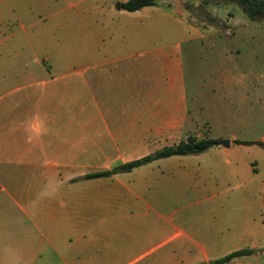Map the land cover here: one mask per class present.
<instances>
[{"label": "crops", "instance_id": "0c3cea01", "mask_svg": "<svg viewBox=\"0 0 264 264\" xmlns=\"http://www.w3.org/2000/svg\"><path fill=\"white\" fill-rule=\"evenodd\" d=\"M142 20L128 45L95 50L92 65L53 74L0 63V264H77L86 253L94 263L210 264L243 248L253 252L223 264L264 257V137L125 170L203 138L176 51L137 50L158 35ZM173 216L184 230L170 233Z\"/></svg>", "mask_w": 264, "mask_h": 264}, {"label": "rangeland", "instance_id": "374dc122", "mask_svg": "<svg viewBox=\"0 0 264 264\" xmlns=\"http://www.w3.org/2000/svg\"><path fill=\"white\" fill-rule=\"evenodd\" d=\"M123 1L0 0V63L35 61L62 74L56 67L92 65L95 50L128 45V33L151 20L156 24L148 28L156 27L158 35L136 49L150 53L169 44L176 51L189 113L203 122L201 137H264V17L251 20L238 4L223 0H160L132 12L119 8ZM172 222L170 233L185 229L176 216ZM94 227L105 228V221L94 219ZM89 259L81 255L77 264H108ZM244 260L264 264V257ZM66 264H72L69 258Z\"/></svg>", "mask_w": 264, "mask_h": 264}, {"label": "trees", "instance_id": "16d2710c", "mask_svg": "<svg viewBox=\"0 0 264 264\" xmlns=\"http://www.w3.org/2000/svg\"><path fill=\"white\" fill-rule=\"evenodd\" d=\"M160 0H125L119 3V8L124 11L132 12L139 10L146 6L155 5ZM224 2H234L240 6L242 11L251 19L259 20L264 17V0H223ZM238 143L251 144L254 142L250 141H236ZM217 141L210 137L197 138L196 136H188L185 140L178 142L177 144L164 146L163 148L156 150L143 157L131 160L124 164V168L127 171L131 169L147 164L153 160L169 157L173 155H188V154H199L208 148L215 145ZM260 146L264 147L263 142H256ZM120 170L119 167L95 172L92 174L84 175V178H98L104 176H110ZM253 252L252 249L243 248L233 251L219 259L212 261L210 264H223L227 263L235 257L249 255Z\"/></svg>", "mask_w": 264, "mask_h": 264}, {"label": "water", "instance_id": "95a60500", "mask_svg": "<svg viewBox=\"0 0 264 264\" xmlns=\"http://www.w3.org/2000/svg\"><path fill=\"white\" fill-rule=\"evenodd\" d=\"M217 145H223V146H228L229 145V140H224V141H219L216 143ZM202 264H207V263H202Z\"/></svg>", "mask_w": 264, "mask_h": 264}]
</instances>
